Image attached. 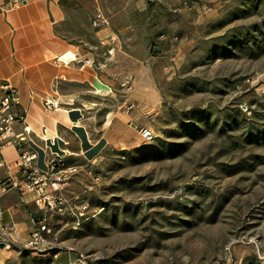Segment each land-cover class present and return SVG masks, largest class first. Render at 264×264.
<instances>
[{"label": "rangeland", "instance_id": "rangeland-1", "mask_svg": "<svg viewBox=\"0 0 264 264\" xmlns=\"http://www.w3.org/2000/svg\"><path fill=\"white\" fill-rule=\"evenodd\" d=\"M62 6L61 36L100 76L86 117L109 144L64 156L78 173L53 247L12 246L0 264H63L66 247L76 264H264V0Z\"/></svg>", "mask_w": 264, "mask_h": 264}, {"label": "crops", "instance_id": "crops-1", "mask_svg": "<svg viewBox=\"0 0 264 264\" xmlns=\"http://www.w3.org/2000/svg\"><path fill=\"white\" fill-rule=\"evenodd\" d=\"M19 1V5L7 7L6 1L0 0V83L8 81L18 90L25 125L31 131L28 146L37 155L34 164L45 170L49 152L64 154L68 160L95 158L109 144L107 126H97L92 117H86L100 109V76L88 61L78 59L74 44L61 36L63 0ZM67 55L70 58L65 63L62 57ZM91 87L98 91L90 93ZM45 100L58 101L61 106L47 109ZM22 129V123L14 125L15 132ZM3 153L7 159L16 157L12 146L5 147ZM32 198V194L24 196L26 201ZM18 199L16 191L3 196L0 226L13 224L14 234L24 240L29 231L28 215L26 208L17 204ZM6 252L7 248L0 247V262ZM58 256L56 253V261Z\"/></svg>", "mask_w": 264, "mask_h": 264}, {"label": "built area", "instance_id": "built-area-1", "mask_svg": "<svg viewBox=\"0 0 264 264\" xmlns=\"http://www.w3.org/2000/svg\"><path fill=\"white\" fill-rule=\"evenodd\" d=\"M7 7L20 4L19 0H5ZM58 102L45 100L47 109H56ZM26 113L20 108L18 90L8 81L0 83V218L2 215L1 199L10 191H16L19 195L17 204L27 210L28 236L21 240L15 234L13 224L0 226V243L10 249L12 246L19 250L38 251L52 248L53 244L48 240L51 228L49 226L54 215H63L65 201L61 191L65 189L69 180L78 173L77 165H67L64 156L49 152L46 160V169L40 170L34 164L36 153L28 146L30 129L25 125ZM22 123L20 132L14 131V125ZM142 138L146 141L153 139L149 129L142 128ZM12 146L16 151V157L7 159L3 149ZM32 194L31 201L24 199L25 195ZM68 254L67 264H76L83 258L77 254L70 258L72 249L66 247Z\"/></svg>", "mask_w": 264, "mask_h": 264}, {"label": "bare ground", "instance_id": "bare-ground-1", "mask_svg": "<svg viewBox=\"0 0 264 264\" xmlns=\"http://www.w3.org/2000/svg\"><path fill=\"white\" fill-rule=\"evenodd\" d=\"M97 88H98V90H102V89H99V87H97ZM59 155L64 156V154H59Z\"/></svg>", "mask_w": 264, "mask_h": 264}, {"label": "water", "instance_id": "water-1", "mask_svg": "<svg viewBox=\"0 0 264 264\" xmlns=\"http://www.w3.org/2000/svg\"><path fill=\"white\" fill-rule=\"evenodd\" d=\"M3 246V244L2 243H0V247H2Z\"/></svg>", "mask_w": 264, "mask_h": 264}]
</instances>
